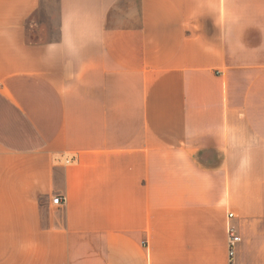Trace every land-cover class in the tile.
<instances>
[{
  "label": "crops",
  "instance_id": "crops-1",
  "mask_svg": "<svg viewBox=\"0 0 264 264\" xmlns=\"http://www.w3.org/2000/svg\"><path fill=\"white\" fill-rule=\"evenodd\" d=\"M230 224L264 264V0H0V264H228Z\"/></svg>",
  "mask_w": 264,
  "mask_h": 264
},
{
  "label": "built area",
  "instance_id": "built-area-1",
  "mask_svg": "<svg viewBox=\"0 0 264 264\" xmlns=\"http://www.w3.org/2000/svg\"><path fill=\"white\" fill-rule=\"evenodd\" d=\"M65 200L64 196L60 194H56L52 197L51 201L55 204H60ZM228 216H232V212L228 213ZM227 257H228V264H233V251L234 245L240 240L239 235L237 234L233 225H228L227 228Z\"/></svg>",
  "mask_w": 264,
  "mask_h": 264
},
{
  "label": "rangeland",
  "instance_id": "rangeland-1",
  "mask_svg": "<svg viewBox=\"0 0 264 264\" xmlns=\"http://www.w3.org/2000/svg\"><path fill=\"white\" fill-rule=\"evenodd\" d=\"M55 13V11L53 12ZM49 17H47V14L45 13V11L43 9H41L38 14L33 15V17L30 18V20L28 21V24L32 23V20H43V22L46 23V20H48ZM54 14H53V19H52V23L49 24V26L51 27V30L46 34L45 31H42L41 33H38V31L34 30L35 32H31L32 33V37L35 39H45L47 37H54L55 36V28H54Z\"/></svg>",
  "mask_w": 264,
  "mask_h": 264
}]
</instances>
